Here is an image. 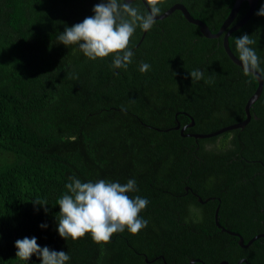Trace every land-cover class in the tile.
Segmentation results:
<instances>
[{
    "label": "trees",
    "instance_id": "16d2710c",
    "mask_svg": "<svg viewBox=\"0 0 264 264\" xmlns=\"http://www.w3.org/2000/svg\"><path fill=\"white\" fill-rule=\"evenodd\" d=\"M232 1L162 0L160 7L162 12L181 3L213 33ZM100 2L0 0V264H41L35 255L29 261L16 257L15 241L25 237H36L41 248L67 252L66 264H171L162 258L174 239L164 230L172 213L167 205L185 202L175 197L183 186L177 163H221L195 167L198 172L188 184L208 194L215 191H209L212 182L224 179L227 193H221L219 215L228 206L235 219L229 225H242L246 219H237L244 215L254 218L247 192L237 182L250 160L264 162V78L260 95L250 105V120L231 145L226 130L211 138L217 140L213 146L200 142L199 149H188L176 131H165L174 125L173 114L189 113L195 125L186 130L192 132L239 122L254 79L228 59L221 36L204 38L177 10L157 19L133 48L142 33L136 28L128 46L134 55L126 69L112 67L113 55L91 60L78 45L60 43L65 27L94 16ZM129 2L146 12L140 0ZM262 5L264 0H257L248 20L227 41L239 58L235 39L250 35L264 69V16L256 15ZM246 8L242 1L233 22ZM141 63L150 65L146 73L140 71ZM193 70L203 72V78L191 80L188 73ZM178 120L183 124L187 118ZM150 173L153 180L147 178ZM69 177L122 185L134 179L138 190L128 195L149 201L139 214L147 226L137 234L127 229L114 233L107 244L95 243L90 233L76 241L61 238L57 201L70 194ZM213 208L207 201L196 214L197 222L210 220ZM218 234L214 244L223 246L224 235ZM244 254L237 247L230 256Z\"/></svg>",
    "mask_w": 264,
    "mask_h": 264
},
{
    "label": "clouds",
    "instance_id": "9594fccd",
    "mask_svg": "<svg viewBox=\"0 0 264 264\" xmlns=\"http://www.w3.org/2000/svg\"><path fill=\"white\" fill-rule=\"evenodd\" d=\"M162 0H146L148 11L141 12L126 0H101L93 8L94 16L86 17L82 22L65 27L58 36L60 43L66 47L78 45L83 54L91 60L113 55V68H124L132 62L133 52L129 49L130 39L139 27L149 31L161 12ZM264 16V5L256 13ZM256 43L250 35L236 37L235 44L239 53L243 73L253 79L264 78V69L252 45ZM150 69L147 63H141L140 71L146 73ZM193 81L203 78V72L193 70L188 73ZM66 184L68 193L58 199L59 220L58 234L67 240L76 241L90 233L97 244L110 242L114 233L127 229L137 234L147 226V220L140 217L149 201L146 198L130 197L128 193L137 191L136 181L129 179L126 184L109 182L103 179L96 182H81L69 177ZM34 204L46 206V202L34 200ZM45 211L47 208L45 207ZM46 228L47 225H40ZM16 257L21 261H29L37 256L41 264H66L70 256L65 251L41 248L37 238L25 237L15 241Z\"/></svg>",
    "mask_w": 264,
    "mask_h": 264
},
{
    "label": "flooded vegetation",
    "instance_id": "af4514ba",
    "mask_svg": "<svg viewBox=\"0 0 264 264\" xmlns=\"http://www.w3.org/2000/svg\"><path fill=\"white\" fill-rule=\"evenodd\" d=\"M220 36L222 37V33L215 38L206 39H216ZM133 48H136V46ZM114 72L117 74V69H114ZM120 75L122 76L123 73L120 72ZM248 113L250 120L249 109ZM178 116L186 117L187 121L181 124ZM245 116L246 113L243 106V119ZM173 120L174 125L166 128L165 131L169 129L176 131L179 137L186 141L183 146H187L188 149H199L200 142L205 146H213L214 142L217 143V140L212 141L211 138L224 133L223 131L213 136L200 137L202 134L213 131L192 132L186 130L193 127L195 122L193 117L184 110L176 111L173 114ZM245 125L242 128L226 131H229L226 136L228 145L232 144L233 136H236L238 131L240 132ZM221 165V163H198V160L194 164L177 163L178 172L183 176L179 177L183 186L182 190L175 197H181L185 202L178 203V205L172 207L167 205V208L172 213L170 216L171 221L164 230L170 234V237H174V239L171 238L173 243L164 252L165 255L163 254L162 258H166L171 264H264V162L260 159L250 160L249 169L242 174L240 171L241 176L237 182V185H239L238 188L245 193L247 192L248 206L251 204L254 209V218L247 219L249 216L243 214L244 216L237 219H246L242 225H238L236 222L235 224L229 225L235 219L230 217L228 206L219 215L218 211L223 203L221 193H227L226 185L223 183L224 179L220 183L212 182L209 191L211 189L215 191L208 194L202 193L196 187L188 184L187 180L194 179V172L197 171L195 167H219ZM218 170L220 172L222 171L220 169ZM244 174H251V176L247 178ZM221 176L226 177V175ZM147 178L153 180L151 173ZM250 180H254L252 185L250 184ZM207 201L214 203V208L212 209L213 215L210 220L197 222L196 214ZM194 204L199 206L197 207ZM218 215L220 219L217 218ZM218 230L224 235L223 246L222 243L217 246L214 244L216 236L219 235ZM239 238L241 239V244L238 243ZM237 247L243 249L246 254L233 259L230 255L236 253ZM161 262L164 263V261Z\"/></svg>",
    "mask_w": 264,
    "mask_h": 264
},
{
    "label": "water",
    "instance_id": "95a60500",
    "mask_svg": "<svg viewBox=\"0 0 264 264\" xmlns=\"http://www.w3.org/2000/svg\"><path fill=\"white\" fill-rule=\"evenodd\" d=\"M130 0H126V2H129ZM142 5L144 6V8L146 9V11H148L147 5H146V1L145 0H140ZM245 1L247 4V8L245 9L244 13L239 17V19H237L235 22H233L236 13L238 11L239 8V4ZM257 0H233L232 1V5L227 13V15L225 16V18L223 19L222 23L220 24V26L218 27L217 31L212 33L209 31V29L207 28V26L200 21L197 18L192 17L189 12L186 10V8L181 4V3H174L172 5H170L167 9H165L164 11H162L158 17H156L157 19H162L164 17H166L169 13H171L173 10H177L180 12V14L182 15V17L184 18V20L190 24L196 25L198 27V32L201 34V36L205 37V38H215L217 37L219 34L222 33V38H221V46L222 49L224 51V53L226 54V56L228 57V59L235 64L236 66H238L241 70L242 69V65H241V61L239 60V58H237L229 49L228 47V35L230 34V32L238 29L239 27H241L250 17L255 5H256ZM233 22V23H232ZM144 31L142 30V33L140 35V38L138 40V42L135 44V46L141 41L142 37H143ZM256 81V85L253 89V92L249 95V97H247L245 103H244V111L246 113V116L244 119H242L239 122L236 123H232L226 126H223L213 132L207 133V134H202L200 135V137H209V136H213L216 134H219L223 131L226 130H230V129H235V128H242L249 120V113H248V109L250 107V105L256 100V98L260 95L261 93V88H262V78L261 79H255ZM216 213V210H215ZM238 243L241 244V239L239 238Z\"/></svg>",
    "mask_w": 264,
    "mask_h": 264
}]
</instances>
